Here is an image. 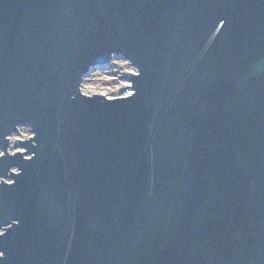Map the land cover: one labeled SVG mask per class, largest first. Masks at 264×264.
<instances>
[{"label": "water", "instance_id": "water-1", "mask_svg": "<svg viewBox=\"0 0 264 264\" xmlns=\"http://www.w3.org/2000/svg\"><path fill=\"white\" fill-rule=\"evenodd\" d=\"M0 253L264 264V0H0Z\"/></svg>", "mask_w": 264, "mask_h": 264}, {"label": "rangeland", "instance_id": "rangeland-1", "mask_svg": "<svg viewBox=\"0 0 264 264\" xmlns=\"http://www.w3.org/2000/svg\"><path fill=\"white\" fill-rule=\"evenodd\" d=\"M116 61L111 65L110 70L111 71H105V69H108V67L105 66H99L94 67L89 70L88 75L85 77L83 83V89L82 92L84 94H100L104 93L108 90V87L106 85L111 84V78L116 79L118 81V85L113 84L112 88L113 90H122L124 87V84L127 82L124 79H122V74L130 71V67L125 63V61L122 59V57H115ZM107 73V74H106ZM111 81V82H110ZM114 81V80H113ZM115 83V82H114ZM28 126H21L19 128V132L13 134L11 138V146L9 148V152L13 153L15 151H22L23 148L19 145L17 142L18 139L26 138L29 132Z\"/></svg>", "mask_w": 264, "mask_h": 264}, {"label": "built area", "instance_id": "built-area-1", "mask_svg": "<svg viewBox=\"0 0 264 264\" xmlns=\"http://www.w3.org/2000/svg\"><path fill=\"white\" fill-rule=\"evenodd\" d=\"M119 55H114L113 56V60L112 61H110V63H108V64H106V65H104L105 67H108V69H105V71L107 72V71H111L110 70V68H111V65H113V63L116 61V59H115V57H118ZM119 57H122V59L125 61V63L130 67V71H128V72H130V73H137L138 71H137V69H136V67L134 66V65H132V63L127 59V58H125L124 56H119ZM90 69H92V68H90ZM89 69V70H90ZM89 70H88V73H89ZM128 72H126V73H123L122 74V79H124L125 81H127L125 84H124V87H123V89L122 90H113V88H112V85L113 84H116V85H118L117 83H118V81H116V79H112L111 78V84H108V85H106L107 87H108V90L106 91V92H104L103 94L106 96V97H108V98H110V99H112V98H115V97H123V96H128V95H131L133 92H132V90H131V87H127V86H131L132 85V82L131 81H129V79L127 78V73ZM88 73H87V75H88ZM107 74V73H106ZM86 75V76H87ZM85 76V77H86ZM85 77H84V79H85ZM114 80V81H113ZM84 81V80H83ZM115 82V83H114ZM83 83V82H82ZM83 86H84V83L82 84V87H81V90L83 89ZM24 126V125H23ZM29 130H30V128H29ZM30 132V134H28L27 136H26V138H28V137H31L32 135H33V133H32V130H30L29 131ZM10 140H11V138H10ZM12 144V143H11Z\"/></svg>", "mask_w": 264, "mask_h": 264}, {"label": "clouds", "instance_id": "clouds-1", "mask_svg": "<svg viewBox=\"0 0 264 264\" xmlns=\"http://www.w3.org/2000/svg\"><path fill=\"white\" fill-rule=\"evenodd\" d=\"M0 255H2V253H0Z\"/></svg>", "mask_w": 264, "mask_h": 264}]
</instances>
